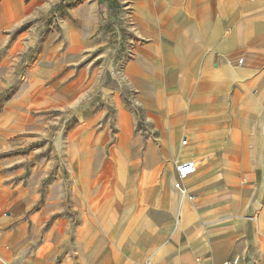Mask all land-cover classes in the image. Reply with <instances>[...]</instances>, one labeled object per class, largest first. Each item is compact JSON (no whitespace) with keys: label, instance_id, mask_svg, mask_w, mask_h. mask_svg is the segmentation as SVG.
<instances>
[{"label":"crops","instance_id":"crops-1","mask_svg":"<svg viewBox=\"0 0 264 264\" xmlns=\"http://www.w3.org/2000/svg\"><path fill=\"white\" fill-rule=\"evenodd\" d=\"M41 2L0 0V39L25 14L34 16ZM71 22L67 18L65 39L45 27L38 38L43 50L28 74L34 78L5 101L0 120L29 93L53 96L43 82L58 72L52 54L81 52L88 42L87 31ZM197 78L178 116L151 119L162 125L149 142L147 152L154 155L141 160L132 154L131 179L118 154L115 180H73L67 192L60 190L67 181H59L43 194L26 144H12L10 128L0 131V264H223L235 256L239 264H264V83L258 91L244 84L231 91L236 73L215 81L214 68ZM226 91L230 100L221 98ZM256 92L262 100L253 98ZM185 161L196 164L181 181L187 194L175 185Z\"/></svg>","mask_w":264,"mask_h":264},{"label":"rangeland","instance_id":"rangeland-1","mask_svg":"<svg viewBox=\"0 0 264 264\" xmlns=\"http://www.w3.org/2000/svg\"><path fill=\"white\" fill-rule=\"evenodd\" d=\"M30 15L0 39V116L5 101L34 78L28 74L45 27L65 39L69 18L88 39L81 52L52 54L58 72L43 82L53 96L29 93L0 120V131L14 133L12 144H26L46 195L62 181L67 192L73 180H115L118 154L131 179L133 155H154L149 142L162 125L151 119L178 116L205 70L214 68L220 82L235 72L231 91L243 84L258 91L264 83V0H43ZM245 69L252 74L239 76ZM231 91L221 98L230 100Z\"/></svg>","mask_w":264,"mask_h":264},{"label":"built area","instance_id":"built-area-1","mask_svg":"<svg viewBox=\"0 0 264 264\" xmlns=\"http://www.w3.org/2000/svg\"><path fill=\"white\" fill-rule=\"evenodd\" d=\"M195 171H196V164L194 161H185L178 166L179 180L175 183V185L177 188L181 189L183 194H187V191L185 188L181 186V181L186 179L189 175H191ZM190 197L192 198L193 196L190 195ZM240 261L241 258L239 256H235L232 259L225 261L223 264H239Z\"/></svg>","mask_w":264,"mask_h":264},{"label":"bare ground","instance_id":"bare-ground-1","mask_svg":"<svg viewBox=\"0 0 264 264\" xmlns=\"http://www.w3.org/2000/svg\"><path fill=\"white\" fill-rule=\"evenodd\" d=\"M14 5V4H13ZM16 5V4H15ZM2 6V5H1ZM1 12V11H0ZM240 62H241V60H240Z\"/></svg>","mask_w":264,"mask_h":264}]
</instances>
